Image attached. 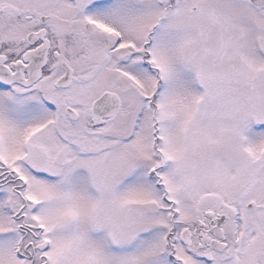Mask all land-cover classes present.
I'll list each match as a JSON object with an SVG mask.
<instances>
[{
	"label": "snow or ice",
	"instance_id": "6c2138e0",
	"mask_svg": "<svg viewBox=\"0 0 264 264\" xmlns=\"http://www.w3.org/2000/svg\"><path fill=\"white\" fill-rule=\"evenodd\" d=\"M0 264H264V0H0Z\"/></svg>",
	"mask_w": 264,
	"mask_h": 264
}]
</instances>
